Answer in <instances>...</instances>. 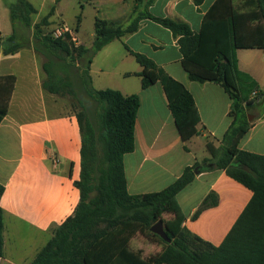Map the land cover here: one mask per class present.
I'll return each mask as SVG.
<instances>
[{"label": "trees", "instance_id": "1", "mask_svg": "<svg viewBox=\"0 0 264 264\" xmlns=\"http://www.w3.org/2000/svg\"><path fill=\"white\" fill-rule=\"evenodd\" d=\"M152 1L136 0V15L128 25L97 17L90 49L76 45L70 33L60 38L44 34L43 28L52 25L50 18L55 7L33 24V15L38 11L29 0L8 3L13 33L6 39L0 38L3 53L14 55L31 47L21 42L17 22L33 27L32 47L45 58L43 88L50 94L74 100L82 137L81 175L75 182L80 192L79 204L73 215L55 229L54 237L31 264H264V156L239 148L257 119L249 120L255 108L254 100L264 99V91L249 74L240 70L238 58L239 50H264V0H218L206 14L198 33L186 22L152 15L148 11ZM193 1L199 6L204 0ZM235 1L241 2L239 6ZM146 19L162 25L178 38L182 66L191 81L215 83L225 90L232 100L233 122L219 146L208 141L211 159L187 167L180 178L162 191L131 195L124 156L135 150L140 98L125 96L115 89H95L90 72L100 51L113 41L137 32L140 22ZM81 23L82 14L77 17L75 31H79ZM126 48L143 68L137 74L142 88L162 84L182 140L187 142L198 136L201 118L186 86L152 59ZM16 82L15 75L0 77V124L8 114ZM80 90L96 104L95 110L81 100ZM245 92L256 93V97L245 98ZM209 163L253 193L219 246L186 228V215L178 201L179 193L196 179V171L205 172V164ZM4 193L5 186L0 184V202ZM218 204V194L211 192L192 219ZM165 214L171 218L165 220ZM159 221L163 222L171 243L151 231ZM4 230V211L0 205V258L4 256ZM138 235L162 242V251L143 256L131 245Z\"/></svg>", "mask_w": 264, "mask_h": 264}, {"label": "crops", "instance_id": "2", "mask_svg": "<svg viewBox=\"0 0 264 264\" xmlns=\"http://www.w3.org/2000/svg\"><path fill=\"white\" fill-rule=\"evenodd\" d=\"M3 1L9 10L8 3L15 0ZM29 1L38 11L33 18H43L55 7L51 26H67L72 34L78 15L83 16L88 7L93 8L95 19L128 25L136 15L137 6L136 0H76L72 7L76 23L71 25L64 17L67 5L62 6L66 0ZM217 1L204 0L197 6L193 0H153L148 11L156 17L186 22L198 33ZM81 29L82 23L78 32L74 30L77 37ZM12 33V22L9 32H3L0 26V38L6 39ZM77 44L90 49L80 40ZM126 47L152 59L186 86L201 118L198 136L187 142L182 140L162 84L142 88L137 74L143 68ZM238 58L240 70L249 74L264 91V50H239ZM90 74L97 90L110 88L125 96L140 98L135 150L124 156L127 189L131 195L162 191L180 178L187 167L211 159L208 141L219 146L233 122L230 96L218 84L191 81L182 66L178 38L153 20L141 21L137 32L113 41L100 51L93 59ZM7 75H15L17 82L8 114L0 124V184L5 186L0 202L5 228L4 256L0 264H31L54 237L55 229L73 215L79 204L80 192L75 182L81 175L82 137L76 112L58 96L44 90L43 61L33 47L6 56L0 43V77ZM261 116L240 141L239 148L264 156V118ZM209 165L205 164L206 171L199 173L179 193L178 201L186 215V228L219 246L253 193L224 171L208 168ZM211 192L218 194L219 204L193 220L192 216Z\"/></svg>", "mask_w": 264, "mask_h": 264}, {"label": "rangeland", "instance_id": "3", "mask_svg": "<svg viewBox=\"0 0 264 264\" xmlns=\"http://www.w3.org/2000/svg\"><path fill=\"white\" fill-rule=\"evenodd\" d=\"M6 1L11 2L13 0H6ZM76 3H77L76 0H66L64 1L63 6H62V7H65L67 5V7L64 9V17L66 21L71 25H74L76 23L74 10L72 9V7L76 5ZM240 3H241L240 1H235V5L237 4V6H239ZM41 19L42 18L40 17H34L33 24L40 22ZM53 20L56 21L57 18L54 17ZM94 22H95V15H94L93 8L88 7L86 11L84 12V15L82 16V29L78 37L76 33L74 32L75 29H73V34L77 38V43L80 40V42L85 43L88 47L92 48L93 36L95 33ZM0 26L3 32H9L11 30L10 12L5 7V2L3 0H0ZM57 28L58 26H55V25L50 26V27H44L43 28L44 34H49L53 36L54 31ZM17 32L21 36V42L23 44L30 45L31 47L34 45L33 27H26L21 22H17ZM38 55L44 63L45 58L39 53ZM78 93H79V97L81 98V100L87 103L88 107H90L92 110H95L96 104L90 100V98L85 94V92L80 90ZM250 95L251 94L248 92L244 93L245 98H250ZM58 99L64 102L67 105V107L70 108L72 111H75V112L78 111L74 100H72L71 98L58 97ZM254 101H256L255 108L252 109V111L250 112L252 121H254L256 118L264 114V99H258ZM170 218H171V215H168V214L164 215L165 220H168ZM131 245L134 250L141 251L143 256L145 257H150V256H153L161 252L164 246L162 242H153L145 238L142 235H138L132 241Z\"/></svg>", "mask_w": 264, "mask_h": 264}, {"label": "water", "instance_id": "4", "mask_svg": "<svg viewBox=\"0 0 264 264\" xmlns=\"http://www.w3.org/2000/svg\"><path fill=\"white\" fill-rule=\"evenodd\" d=\"M249 120L252 121V117L249 116ZM210 169L214 168L213 164H210L209 166H207ZM197 174H199L200 172L196 171ZM151 231L157 235H159L165 242L167 243H171V239L168 237V235L166 234L164 225L162 221H159L157 224H155L152 228Z\"/></svg>", "mask_w": 264, "mask_h": 264}, {"label": "built area", "instance_id": "5", "mask_svg": "<svg viewBox=\"0 0 264 264\" xmlns=\"http://www.w3.org/2000/svg\"><path fill=\"white\" fill-rule=\"evenodd\" d=\"M65 33H70L72 35L73 41L77 44V38L72 34V31L67 27V26H59L53 34L54 38H60L62 37ZM256 97V93L253 94L252 98Z\"/></svg>", "mask_w": 264, "mask_h": 264}]
</instances>
